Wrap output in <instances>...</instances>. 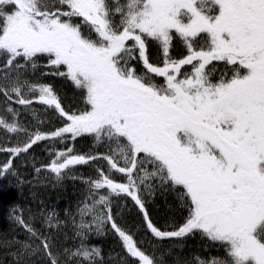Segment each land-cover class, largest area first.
<instances>
[{
	"label": "snow or ice",
	"instance_id": "snow-or-ice-1",
	"mask_svg": "<svg viewBox=\"0 0 264 264\" xmlns=\"http://www.w3.org/2000/svg\"><path fill=\"white\" fill-rule=\"evenodd\" d=\"M174 38L187 51L179 59L170 55ZM149 42L162 52V64L150 61ZM41 57L52 69L44 75L64 77L84 91L86 110L66 111L51 84L25 78ZM0 59V95L12 117H0V128L27 136L0 151L14 159L39 142L85 135L108 145V153L98 155L67 147L45 166L60 180L75 166L106 162L95 179L84 181L88 197L80 222L73 220L80 244L63 250L69 261L97 264L101 250L85 241L107 226L138 264H165L167 253L156 254L164 241L197 233L225 256L195 257V264H264V0H0ZM214 61L228 66L231 76L214 83L215 66L208 67ZM185 66L191 70L182 71ZM9 102L30 109L38 123L32 105H43L64 126L29 132ZM12 170V159L0 166V174ZM156 188L176 192L188 212L182 223L153 222L143 194ZM114 199L137 207L146 234L158 242L152 254L117 223ZM54 215L45 219L49 228L59 226ZM16 222L34 241L20 242L17 264L38 253L60 264L54 241L22 215Z\"/></svg>",
	"mask_w": 264,
	"mask_h": 264
},
{
	"label": "trees",
	"instance_id": "trees-1",
	"mask_svg": "<svg viewBox=\"0 0 264 264\" xmlns=\"http://www.w3.org/2000/svg\"><path fill=\"white\" fill-rule=\"evenodd\" d=\"M150 50L151 54H153L151 55V58L149 57L150 61L154 64H157L158 62L156 60H159L157 48L152 45ZM185 50V47L179 42L173 43L170 55L174 59H179L182 58L184 54H186ZM211 65H209L211 66L210 68H212L213 65L215 66V71H213L211 74V78L214 83L217 82L223 74H227V76L231 75V72L228 70V66H226L223 62L214 61ZM136 68L138 72L143 70L142 65L140 64H136ZM50 71H52V69L48 68V70H46L44 63L40 64L38 73L44 74V72L48 73ZM51 77L52 79H50V83L48 84H51L54 87L56 93L60 97L64 109L68 112L75 110L77 112L84 111V91L76 88L79 93L74 92L73 87L75 85L69 79L58 76ZM3 98L4 97L0 95V117H4L6 120L11 121V115L5 111V101H1ZM9 103H11V107L17 109L19 112L20 109H23H19V106L14 102ZM26 115L27 112H24L22 114L20 113L18 117V120L23 127L27 128L26 126H35L38 124L37 120L34 121L30 117L25 119ZM52 117L53 116L51 115V119H53ZM39 121H47L45 120V115L41 114ZM60 122L64 123L63 120ZM57 128L58 127L54 129ZM33 129L37 131L36 126L33 127ZM40 129L44 132H52L54 130L53 128H49L45 125L40 126ZM19 136L25 135L20 133L9 134L6 132V130L0 128V148H9L8 143H10L11 138ZM88 137L90 136H83V139H77L74 142L68 140V144L66 146L72 147L74 151L79 154L96 155V153H92L91 149H89L90 147H93V151H95L97 149L96 146L80 145L84 140L88 139ZM45 142L46 141H42L37 145H34L33 148L27 153H30L29 155L34 157V161L43 162L45 158L49 156L48 154L45 155V153L43 155V152L46 150V148H42L45 145ZM61 149L64 150L63 148H59L56 151ZM56 151H52L50 154L52 158H50L46 164L42 165L45 169V166H47L52 159H55L53 156L55 155ZM8 154V152L0 151V159H3L7 162L9 160ZM27 163H31V160H28V158L26 162H22L21 160L19 163H17L11 172L7 174H0V177L4 183V185L0 186V264H17V259L14 254L20 247V242H27L29 244L34 243V241L30 239L29 234L17 224L16 220L11 219V214L14 213L16 207L24 208L22 211L25 222L33 224L39 233L44 236H48L52 241H54V247L52 248V251L54 255L59 258L60 264H77L75 259L69 261L63 254V250L65 248L75 249L80 244V239L75 235L76 231L74 224L68 226L61 225L56 229L53 227L47 228L45 222L43 223L41 221L42 219H40V212L42 211V207L61 205L64 208L63 203H65L67 207L77 203L75 199L76 196L74 194H76V192L86 194V190H89V188L84 181L92 178L93 176L90 174L92 177L89 176V178H81L83 182L74 178L70 182H65L62 180L58 182L59 180L55 174L51 173L50 171L46 172V174H41L34 168H30ZM23 165L30 169H25ZM81 169L84 171L87 170V168ZM13 172H16V174H13ZM12 191H17L18 193H9ZM70 192L72 195H70ZM20 194L27 196V199L20 196ZM150 203L151 204L148 206L149 214L156 215V217L150 216L153 219V222L158 226H174L183 220L186 215V208L181 206V202L178 199L176 192L164 194L162 197H157L155 200L151 199ZM114 212L116 214L115 217L120 218L123 225L128 224L130 228L134 227L139 230L144 229L143 219L138 209H133V211H131L130 208L126 210L118 209V211H113V213ZM61 213L64 214L63 211ZM171 229L172 227L167 228V230ZM103 234L90 235L85 241V243L89 246H94L95 244V246L101 250L102 259L98 260L97 264H138L136 259L127 257V254L123 250L121 243L119 244L118 241L114 239L115 237L112 238L109 235ZM135 238L137 239L139 246L144 248L143 250L148 254H152L153 252L152 245L158 243L157 241L152 240L151 237L150 239L153 241L152 244H147L144 240H141L136 236ZM9 241H14L12 246H7V242ZM35 243L39 242L35 241ZM161 253H167L163 257L165 264H183L185 261L195 264V257H219L222 251L220 248L214 247L204 239H200L196 236L193 238H187L185 240H166L163 242L162 246L156 250L157 256H159ZM28 264H49V261L46 256L38 253L36 256H33L30 261H28Z\"/></svg>",
	"mask_w": 264,
	"mask_h": 264
},
{
	"label": "rangeland",
	"instance_id": "rangeland-1",
	"mask_svg": "<svg viewBox=\"0 0 264 264\" xmlns=\"http://www.w3.org/2000/svg\"><path fill=\"white\" fill-rule=\"evenodd\" d=\"M120 2L123 3L121 0H120ZM117 19H118V17H117ZM177 39H179V38H177ZM202 45H203V41H200V46H202ZM156 48H157L158 56H162V52L160 51V49H159V47L157 45H156ZM151 55H153V54H151V52H150L149 53V57L150 58H151ZM154 57H156V56H154ZM37 63H38V67L34 71L31 68L27 69L26 74H25V78L28 79L30 83H36V82H39V83L40 82H45L47 84L50 83V79H52L51 76L38 73L39 66H40L41 63H44L45 67H46L47 59L45 57H41L38 60ZM0 64H2V59H0ZM185 67H187V66H185ZM46 70H48V67H46ZM44 73H46V72H44ZM228 76H231V75H228ZM156 81L158 83H162L163 82V78L162 79H157ZM73 90H74V92L79 93L75 86L73 87ZM84 95H85V93H84ZM1 101H5V98H3ZM20 108H21V106H19V109ZM32 108L35 109L36 114H37L38 117H40L41 114H43V115H45V120H47V121H42V123H38V124L35 125L37 127L38 131H41L40 126H42V125L48 126L49 128H53V129L56 128V127L60 128V127L64 126V123L60 122V121H62V119L59 118L55 113H53L51 109L45 110V107L43 105H39V104H33ZM24 112H27V115H26L25 119H28V117H30L34 121L37 120V119H35L33 117L32 111L30 109H20V113L21 114L24 113ZM69 112L71 113V112H77V111L75 110V111H69ZM51 115L53 116L52 117L53 119H51ZM35 126H26V127L28 128V130L30 132V131H35L33 129V127H35ZM55 130L56 129H54L53 131H55ZM41 132H44V131L42 130ZM89 136L90 137H88V139L84 140L80 145L96 146L97 149L95 151H93V147L89 148V149H91L92 153H96V155H98V154H107L108 153V145H107L106 142L97 143L93 136H91V135H89ZM26 139H27V136H19V137L11 138L10 143H8V147L9 148L10 147H14V146H17V144L22 145L26 141ZM77 139L81 140V139H83V136L82 137H77L76 140ZM67 144H68V141L66 143H60L58 141H46L45 145L42 147V148H46L45 152H43V155H44V153H45V155L46 154L50 155L52 151H56L59 148H65V146ZM66 148H67V146H66ZM85 152H88V151H85ZM29 154H21V156L16 157V158L13 159L11 157L10 153H9L8 154V158L12 159L13 168H15L17 163H19L21 160H22V162H26L27 158H28V160L30 159L31 162H34V160H35L34 157L32 155H29ZM53 157H55V155ZM2 165H4V164H0V166H2ZM105 166H106V162L103 161V160H99V161L91 163L89 165L75 166V168L68 175L64 176L62 181L70 182L74 178V179H76L78 181L81 180L83 182V180L81 178H89V176H91V175L93 176V177L91 176L92 179H95L96 178V168L97 167H105ZM81 168H87V170L84 171ZM151 168H152V166L148 165V169L151 170ZM117 179H120V177H117ZM152 183L155 185V184H158L159 182L154 180V181H152ZM86 191H87L86 194L85 193L83 194V193L76 192V194H74L76 196L75 199L77 198L80 201H83L84 199H87L89 190L87 189ZM172 192L173 191H171V190L165 191L164 189L156 188L155 192L152 195L143 194V199L146 202V207L149 208L148 206H149V204H151L150 203L151 199L155 200L157 197H160V196L162 197L164 194H168V193H172ZM160 193H161V195H160ZM101 194H103V192ZM70 195H71V192H70ZM57 207H58V209L61 212L62 211H65V213L70 212L73 215V218L75 219V222L77 224L80 222L79 211L77 210L75 212L76 205L72 204V206H68L67 208H65V207L63 208L61 205H58ZM128 208H130L131 211H133V209L137 210L136 209L137 207L134 206L133 202L130 199H127V200H125V199H119V200L114 199L113 200V211H118V209L126 210ZM42 212H43V210L40 213L42 214ZM115 215L116 214L114 212L113 216L115 217ZM85 219L86 220H90L91 218L90 217H86ZM56 221H59V219H58V217L56 215H54L53 216V223L55 224ZM182 222H183V220H181L179 223H182ZM179 223H177V224H179ZM59 226H61L60 223H59ZM58 227H53V228L56 229ZM75 231H77L76 228H75ZM148 235L151 237V234L148 233ZM193 237H195V235L194 236H190V237H186L183 240H185L187 238H193Z\"/></svg>",
	"mask_w": 264,
	"mask_h": 264
},
{
	"label": "bare ground",
	"instance_id": "bare-ground-1",
	"mask_svg": "<svg viewBox=\"0 0 264 264\" xmlns=\"http://www.w3.org/2000/svg\"><path fill=\"white\" fill-rule=\"evenodd\" d=\"M64 149V148H63ZM62 150V149H61ZM50 156V155H49ZM49 156H47L46 158H45V160L43 161V162H37V161H34V162H31V163H27L29 166H30V168H34L35 170L36 169H41V171H39L41 174H46V172H48V170H46L42 165L43 164H46V162H48L49 160H50V158H52L51 156L49 157ZM36 162V163H35ZM6 163V161L5 160H3V159H1L0 160V164H5ZM24 166V165H23ZM25 167V169H30V168H28V167H26V166H24ZM13 174H16V172H13ZM12 174V175H13ZM60 180H62V179H60ZM60 180L58 181V182H60ZM2 185H4V183H3V180H2V178L0 177V186H2ZM9 193H11V194H17L18 192L17 191H12V192H9ZM71 195H72V193H71ZM20 196H22V197H24V198H26L27 199V196H25V195H23V194H20ZM85 200L86 199H84L83 201H80L79 199H77L76 198V201H77V203H75L74 205H76V210H75V212L78 210L79 211V209L83 206V203L85 202ZM89 202V201H88ZM90 203V202H89ZM64 205V207L65 208H67V206L65 205V203H63ZM7 208V207H6ZM9 208H11V207H9ZM24 208L23 207H16V210L14 211V213L13 214H11V219H13V220H16V216L17 215H22V218L24 219V215H23V210ZM42 210H43V212H42V214H41V217H40V219H42L41 221L44 223L45 222V219H46V217L48 216V214L49 213H54L57 217H58V219H59V222H60V224L61 225H63V226H68V225H73V220H74V218H73V215L70 213V212H68V213H65V211H63L64 212V214H62L61 212H60V210L58 209V207L57 206H52V207H50V206H47V207H42ZM11 211V210H10ZM151 216H153V217H156V215L155 214H150ZM116 218V221H117V223L122 227V228H124V229H126V230H128V231H130V232H132L137 238H140L141 240H144L147 244H149V241H151L152 243H153V241L150 239V237L148 236V233L146 234V230L145 229H137V228H134V227H132V228H130L129 226H128V224L127 225H123L122 223H121V220H120V218H118V217H115ZM25 220V219H24ZM34 228H35V226L33 225V224H31ZM72 227V226H71ZM48 228V227H47ZM144 228V227H143ZM103 235H109L110 237H115L114 239L116 240V241H118V243L120 244L121 243V241L119 240V238H118V236L110 229V227H105V229H104V234ZM151 243V244H152ZM94 246H95V244H94ZM96 247V246H95Z\"/></svg>",
	"mask_w": 264,
	"mask_h": 264
},
{
	"label": "flooded vegetation",
	"instance_id": "flooded-vegetation-1",
	"mask_svg": "<svg viewBox=\"0 0 264 264\" xmlns=\"http://www.w3.org/2000/svg\"><path fill=\"white\" fill-rule=\"evenodd\" d=\"M173 42L178 43V42H180V39L174 38ZM195 237H196V235H195ZM197 237L201 239V235H197ZM221 251H222V253H221L220 256L221 257H224L225 256V253H224L223 249H221Z\"/></svg>",
	"mask_w": 264,
	"mask_h": 264
}]
</instances>
